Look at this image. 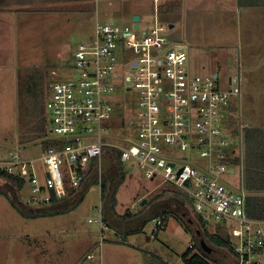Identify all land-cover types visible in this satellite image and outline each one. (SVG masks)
Here are the masks:
<instances>
[{
  "label": "rangeland",
  "instance_id": "rangeland-1",
  "mask_svg": "<svg viewBox=\"0 0 264 264\" xmlns=\"http://www.w3.org/2000/svg\"><path fill=\"white\" fill-rule=\"evenodd\" d=\"M28 3L24 5H10L7 8L15 9L7 22L8 28L4 33L8 35L5 43L0 47L2 55L0 63L3 66H16L17 72L23 78L20 97L17 101V124L20 129L33 116L44 114V101L47 94V82L44 73L53 68L57 71L60 80H67L76 76L73 68L72 55L80 44L90 43L95 36V25L98 21L104 24L115 20L122 25H131L129 0H78L72 4H64L62 0L55 3ZM34 2V0H33ZM152 4V0H150ZM18 10V11H17ZM257 10L241 15L232 12L219 11L212 4V0H188L185 5H174L171 12L161 11L162 23L168 28L166 38L173 46H181L187 52V71L192 75L217 76L220 88L227 86L229 75L239 72L240 97L232 107V129L238 130L233 137L224 135L233 147L224 148V152L235 150L242 157L243 140L240 128L264 127V16ZM4 19L5 14H2ZM17 17V18H16ZM17 21V22H16ZM16 23V24H14ZM172 25V28L169 26ZM18 41V43H17ZM57 58L53 59L52 51ZM11 55L12 60L8 57ZM128 56L130 61L135 60L133 53L120 54L118 61L119 76H129L127 67ZM228 63H232L230 66ZM8 69V68H7ZM32 72L36 76H43L39 82L41 95L35 97L23 95L26 75ZM2 75V73H0ZM3 77V76H2ZM6 81V80H5ZM112 94L114 110L110 120L104 122L102 135L112 137L121 145L136 141L137 128L135 117L137 114L138 96L135 90H124L122 84H117ZM6 83L0 87V140L13 143L8 133L6 123H14L12 107H2L5 98L3 90ZM36 90V89H35ZM35 92V91H34ZM31 101V102H30ZM31 113V115H30ZM132 120L134 123L128 124ZM48 124V130L51 125ZM18 125H16L18 127ZM93 131L95 125L90 124ZM6 136V137H5ZM52 138L53 136L50 135ZM20 145V144H19ZM175 154L174 149L168 148ZM9 152H16L23 159L38 158L42 152L39 144L11 150L0 146V159L7 157ZM179 157L189 158L188 152L178 154ZM194 163L207 169L205 160L199 158L195 152L192 154ZM114 157L104 154L101 163H107L102 171V178L106 180L110 191H116V213L125 211L136 213L142 209L140 203L146 200V213L155 214L158 211L177 212L180 219L170 217L164 230L153 234L155 220L150 219L142 233L130 236L127 246L136 248L139 256L142 254L155 255L168 264H183L181 257L190 245L202 247L211 258L220 260L221 264H235V260L220 249L214 247L205 233H217L232 241L226 227L209 218L203 226L196 218L202 215L193 211L192 204L186 203L184 192L175 186L160 181L150 182L143 175L136 164L125 163L121 165L125 173L120 183L117 163ZM234 171V173H232ZM221 179L231 188L243 189L242 168L228 167L220 175ZM5 181L0 179V189L7 191ZM27 186L18 192L20 203H24L27 196ZM174 200H170L171 198ZM179 204V208L176 206ZM182 204V205H181ZM100 190L98 185H91L83 201L72 211L57 218L23 219L12 208L4 195H0V264H38L35 259L38 248L45 244L46 253L41 254V264H49L51 257L58 255L73 257L74 264H98L101 235H111L96 222L101 217ZM53 225H59L55 227ZM54 227V228H53ZM52 231L51 236L47 232ZM264 231V225H263ZM49 232V233H50ZM41 239H36L38 237ZM64 240V244L60 240ZM84 240H88L86 245ZM56 243L57 246L50 245ZM59 245V246H58ZM62 245V246H61ZM223 251V250H222ZM217 253V254H216ZM81 255L80 258L78 256ZM89 256L92 259H86ZM141 257V256H140ZM212 264H220L213 262Z\"/></svg>",
  "mask_w": 264,
  "mask_h": 264
},
{
  "label": "built area",
  "instance_id": "built-area-1",
  "mask_svg": "<svg viewBox=\"0 0 264 264\" xmlns=\"http://www.w3.org/2000/svg\"><path fill=\"white\" fill-rule=\"evenodd\" d=\"M138 25L134 29L133 23L96 22L93 40L78 45L72 55L76 76L60 80L56 70L48 71L44 114L57 145L34 159L11 152L0 159V173L22 180L28 189L24 204L40 208L63 199L66 187L77 189L93 161L98 164L104 151H113L121 164H136L146 180L182 190L206 222L213 218L226 227L236 264H264V222L247 216L244 194L220 177L228 167H241L242 157L224 137H233L229 119L240 97L239 72L229 75L222 89L217 76L187 71L186 50L171 45L165 36L168 28L156 15L148 25ZM129 52L136 58L130 61L128 56L129 76L124 78L119 76L118 59ZM117 84L138 96L136 141L126 146L102 135V130L110 131L102 124L112 117L111 96ZM182 152L189 158L179 157ZM193 152L206 161L207 169L194 163ZM236 159L239 165L233 163ZM101 178L99 170L98 184ZM96 222L103 231L102 206ZM157 226L158 220L154 229Z\"/></svg>",
  "mask_w": 264,
  "mask_h": 264
},
{
  "label": "trees",
  "instance_id": "trees-1",
  "mask_svg": "<svg viewBox=\"0 0 264 264\" xmlns=\"http://www.w3.org/2000/svg\"><path fill=\"white\" fill-rule=\"evenodd\" d=\"M247 1L248 0H237V4L241 8L264 7V0ZM21 2H26V4H28L32 3L33 0H0V10L7 8L12 4H20ZM42 77V75L36 76L34 72L30 75H26L23 89V95L25 94V97L28 95L29 98L34 94L35 97L41 95L42 89H40L39 82ZM33 117L34 121L30 122L27 120L22 129H20L18 125V143L22 145L35 140L45 139L40 143L42 152L48 148L55 147L57 141L52 139L49 135L48 124L43 111L38 116L35 115ZM232 120L233 115L229 119V126L231 129L233 125ZM231 131L233 136L238 133V130L236 129L235 132L233 129ZM242 132L243 152L241 168L243 174V189L247 194L264 193V127H248L244 128ZM109 152L110 155L115 158L114 161H116L118 165L117 170L121 183L123 182L125 175L121 168L122 164L119 162L117 153L113 151ZM233 163L239 165V160L236 159ZM0 179L5 181V186H11L7 191L0 189V195H4L17 214L26 220L68 213L74 210L83 201L84 196L91 185H98L102 205L103 225L106 229L119 231L121 236L119 237L118 242L121 244L126 242L128 236L142 233L146 223L150 219L160 221V226H157L153 230V234L160 230H164L170 217L177 221L180 219V215L177 212H168L166 210L158 211L155 214H148L146 213L148 204H145L142 209L136 213L125 211L124 214L118 215L116 213V191H110L108 183L104 179H101L100 184H98V169L95 161H93L86 179L77 189L66 187V196L63 199L53 200L49 205L40 208L28 207L24 203H20L18 192L23 188L24 182L22 180L7 175L6 173H0ZM170 198L171 201L174 200L172 199L173 197ZM186 203L190 205L187 199ZM245 205L247 216L249 218L264 222V196H246ZM176 206L179 208L180 205L177 204ZM196 220L201 226L206 223V221L201 218H196ZM205 234L214 247L227 250L228 252L231 251V241L227 235L226 237H221V235H218L217 233L212 235ZM201 248L195 245H190L181 257L183 264H212L213 262H219L218 260L211 258L205 253V250H202ZM145 264L168 263L155 255H148L145 259Z\"/></svg>",
  "mask_w": 264,
  "mask_h": 264
},
{
  "label": "crops",
  "instance_id": "crops-1",
  "mask_svg": "<svg viewBox=\"0 0 264 264\" xmlns=\"http://www.w3.org/2000/svg\"><path fill=\"white\" fill-rule=\"evenodd\" d=\"M75 1H78V0H62V2L64 4H67V3L72 4ZM187 1L188 0H152V4H151L150 0H129L130 4L128 7L130 10V17L132 18L135 10H137L138 15L140 16V23H141V25L145 26L151 22L154 15L157 16V19L159 20V22H162V20L160 18V12L161 11H166L169 13L172 11V7H174V5H177V6L185 5V4H187ZM250 1H252V0H248L247 2H250ZM37 2H42V1L41 0H34V2H32V3H37ZM55 2H57V1L56 0H43L44 4L55 3ZM24 4H26V3H24ZM24 4L20 3V4H12V5L19 6V5H24ZM212 4L215 5V8L219 11L232 12L238 16L241 14H244L246 12H249V11L256 12L257 10L262 12L263 13L262 15L264 16V7H243V8H241L238 6L237 0H212ZM13 10H15V9L5 8L3 10H0V47L5 43V41H6L5 39H7V37H8V35L4 33L5 28H8L6 26V25H8V23H5V20L7 22H10L8 20L12 17V15L15 19L16 15L13 14V12H14ZM2 14L6 15L5 19L3 17H1V16H3ZM112 21H115V20L111 19L107 22H112ZM14 24H16V23H14ZM17 43H18V41H17ZM1 55H2V52L0 51V56ZM51 57L53 59L57 58L56 52L52 51L51 56L49 58H51ZM9 59L12 60L11 55L8 57V60ZM10 64H14L16 66L8 67V66H3L0 63V73H2V75L0 74V87L4 84V82L6 83V89L3 90V93H5V98H4L5 102L3 103L2 107H5V108L6 107H12V113H13V117H14L13 121H14V123H16V125H18L17 124V118H18V116H17V101H18V97H20V91H22L20 89H21V85L23 84V78L21 77V80H20V76H19L18 72L16 71L18 69L17 68L18 62L16 64L13 62ZM231 64L232 63H228L229 66ZM44 78L46 80L47 79L49 80L48 71H46L44 73ZM6 125H7V128L10 130V132L8 133L9 136H7V137L12 138L13 143L8 142V141H3V140H0V142L5 143L7 145L16 146V147L19 146L18 134H17V132H18L17 128L18 127L16 125L12 124L11 120L8 123H6ZM242 126L245 128H248L243 124H242ZM2 147L11 149L10 147H7V146H2ZM13 150H15V149H13ZM242 152H243V150H242ZM9 153H11V152H9ZM104 154L111 157L109 151H104L102 156H104ZM102 156H101V158H102ZM241 156H242V154H241ZM5 158H6V156H5ZM3 159H4V157H3ZM107 167H108L107 163L105 162L104 168H103L102 163H101V159H100L99 163L97 164L98 171L100 170V173L102 174V171H104V169ZM8 187L11 188V186H8ZM242 187H243V183H242ZM233 189H235V188H233ZM235 190L239 191L240 193L247 194L244 191V189H241V190L235 189ZM64 214H66V213H64ZM61 215H63V214H59V215H55V216H48V217H41V218H47V219L57 218L58 216H61ZM118 215H120V214H118ZM36 219H39V218H36ZM53 226L58 227L59 225H53ZM106 231H108V233L111 235V237L110 238L105 237L106 233L104 232L103 233V241L101 243L99 242L97 244V246L99 248L98 264H145V259H146V257H148V255L142 254V255H140L141 256L140 257L138 255L139 252L136 250V248H133L131 246H127V239L130 236L127 237L126 242L124 244H121L118 242L119 237L121 236L119 234V231L110 230V229H106ZM49 232H50V230H49ZM49 232H47V235L51 236L52 231L50 233ZM132 236H134V235H132ZM41 238L42 237L40 236L36 239H41ZM84 241H85L86 245L89 242L88 240H84ZM60 243L65 245L63 247L65 249L66 244H65L64 240L61 239L59 241V245H60ZM49 244L57 246L56 243H53V242H49ZM44 247H45V244L42 245V247L38 248L37 254L35 253V259L37 260L38 264H41V261L39 260V259H41V256L38 253H41V254L44 253L45 254L47 252ZM68 248L70 250V256L69 257H67V252H66V258H65V255H63V254L58 255L56 257H51L49 264H74L73 257L71 254L72 249H71V247H68ZM221 253H225V254L227 253L229 257H231L235 260V264H236V259L231 254V252H228L227 250H224V249H220V255H221ZM80 257H81V255L78 256V258H80ZM86 259H87V256H86ZM88 259H92V257L88 258ZM218 261L220 263H222V259H220ZM91 264H93V263H91Z\"/></svg>",
  "mask_w": 264,
  "mask_h": 264
},
{
  "label": "water",
  "instance_id": "water-1",
  "mask_svg": "<svg viewBox=\"0 0 264 264\" xmlns=\"http://www.w3.org/2000/svg\"><path fill=\"white\" fill-rule=\"evenodd\" d=\"M140 21V16L138 15V11L135 10L132 18H131V22L133 23V28L134 29H138L139 28V23ZM169 28H172V25L169 26ZM45 139H40V140H35V141H32V142H29V143H25V144H22V145H19V146H12V145H7L5 143H2L0 142V146H7V147H10L11 149H19V148H23V147H26V146H29V145H33V144H39L41 142H43ZM244 196H264V193H260V194H244ZM146 204V200L143 199L140 203V206L143 207L144 205ZM207 224V222H206Z\"/></svg>",
  "mask_w": 264,
  "mask_h": 264
},
{
  "label": "flooded vegetation",
  "instance_id": "flooded-vegetation-1",
  "mask_svg": "<svg viewBox=\"0 0 264 264\" xmlns=\"http://www.w3.org/2000/svg\"><path fill=\"white\" fill-rule=\"evenodd\" d=\"M199 223V222H198Z\"/></svg>",
  "mask_w": 264,
  "mask_h": 264
}]
</instances>
